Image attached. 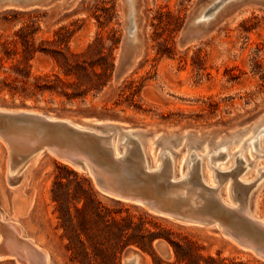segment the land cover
Returning <instances> with one entry per match:
<instances>
[{"label":"rangeland","instance_id":"rangeland-1","mask_svg":"<svg viewBox=\"0 0 264 264\" xmlns=\"http://www.w3.org/2000/svg\"><path fill=\"white\" fill-rule=\"evenodd\" d=\"M132 2L136 55L135 40L125 48L131 26L125 0H51L27 9L0 5V43L18 45L20 51L28 45L46 49L67 45L84 53L85 60L98 61L97 71L110 75L101 91L92 90L72 102L57 93L29 95L19 83L14 97L0 92V108L26 109L81 124L88 117L112 118L142 130L144 138L135 137L155 164L159 151H169L177 176L192 159L219 200L232 206L246 201L250 212L264 221V132H260L264 130V0ZM130 58L132 64L123 65ZM29 65L33 75L58 72L55 62L40 53ZM90 78L104 80L82 72L73 80L83 89ZM130 81L133 87L121 96ZM27 84L32 87V80ZM158 134L160 140L150 145ZM117 138L113 135L115 144ZM257 138L260 154L249 146ZM219 152L229 159L213 169L211 157ZM39 155L37 160L38 155L19 161L20 172L9 175L16 162L10 160L0 137V212L4 222L17 224L23 238L44 250L48 264H124V252L130 248L139 254V264H153L149 252L126 241L162 232L189 244L193 254L264 264V257L238 245L219 223L183 225L133 203L115 201L98 192L89 172L47 151ZM242 162L248 164L246 169ZM81 178L90 182L91 191ZM216 217L227 225L238 221ZM157 240L166 242L154 239L153 255L173 262L170 246L166 259L155 248ZM0 264L19 263L5 257Z\"/></svg>","mask_w":264,"mask_h":264},{"label":"water","instance_id":"water-1","mask_svg":"<svg viewBox=\"0 0 264 264\" xmlns=\"http://www.w3.org/2000/svg\"><path fill=\"white\" fill-rule=\"evenodd\" d=\"M0 5L18 9L38 6L32 0H0ZM131 60V58L126 60L123 65L127 66ZM39 115V119L48 126L52 136L56 133L55 139L52 140L54 144H57L58 138L63 143L61 147L58 144L53 148L54 155L79 171L89 172L101 195L115 201L133 203L154 215L171 219L183 225L204 227L219 223L224 232L238 245L251 249L264 257V228L258 223L251 224L246 220L244 223L240 221L243 225L237 226L241 231V234L238 233L236 226L220 222L216 217L217 214L209 206H189L188 198L184 196V191L178 181L179 172L175 176L172 164L167 162L155 164L151 154L149 157L145 153L142 143V149H139L137 145H132L129 150L123 151L120 146L118 155L115 156L100 141V137L109 135L113 137L115 134L118 136L127 132H130L132 138L135 135L144 136L142 130L129 129L123 122L112 118L88 117L81 124L66 118ZM30 116H34L32 111L26 109L0 108V117L4 119L21 120ZM161 137L162 135H159L158 140ZM28 159L30 158H22V162ZM189 193L194 195L191 191ZM242 229L248 230V233ZM240 240L248 241L252 246L248 247ZM167 246L168 244L164 241L157 240L155 242L156 250L166 259L170 254L169 246ZM138 256L137 251L131 248L125 250L124 264H135V259Z\"/></svg>","mask_w":264,"mask_h":264},{"label":"bare ground","instance_id":"bare-ground-1","mask_svg":"<svg viewBox=\"0 0 264 264\" xmlns=\"http://www.w3.org/2000/svg\"><path fill=\"white\" fill-rule=\"evenodd\" d=\"M125 1L128 4V16L131 19L129 37L128 40H125V48L126 50H128V45L132 44V42L135 40L136 42L132 44L134 51L132 54L136 55V53L138 52L137 51L138 45H136L138 41L136 37V21H135V14L132 4L133 2L132 0H125ZM32 2L37 3L38 6H44L49 2H51V0H32ZM200 18L201 20L205 18V14L204 15L202 14ZM131 64H132V60L130 61V63L127 64V66L129 67ZM32 115L34 116H30L28 118H24L21 120L11 119V118L4 119L0 117V137L2 138L5 145L8 147L9 155L12 157V158L10 157V160L12 161L13 159V161L16 162V164L15 165L13 164V166H11V169L8 171L9 175H13V174L17 175L20 172L18 168L19 166L18 164L20 163L19 161L22 160L21 158H31V157L35 158L38 155L37 158L35 159L37 160L40 157L39 154H41L44 149H45L44 151H47L54 155L53 148L58 144H59L58 146L61 147L63 144L59 138L56 140L57 144H54L52 140L55 139L54 136H56V133L54 136H52V134L49 132L48 126L41 119H39L40 115L37 112L32 111ZM260 132L263 133L264 130H261ZM117 137L118 138L116 139V144H115V140L110 135L106 137H100L101 143L106 147H108L110 153L112 152L115 156L118 155V149L120 146L123 149V151L129 150V148L132 145H137L139 149H142L141 148L142 141H140L138 137L144 138L143 135H138V137L134 136V138H132L130 132H127L123 135H118ZM154 138L155 139L151 141L150 145H153L154 142L159 139V135H155ZM164 142H166L165 145H167L168 139L165 138ZM259 142L260 141H258L257 138L256 140L251 141L249 146H251L252 150L257 151V153L260 154L263 151H261V148L259 149ZM180 143L183 144V142ZM194 157H196L197 159V157L199 156L195 153L193 154V158ZM212 159H214L215 161V163L211 164L214 169L217 166L222 165L226 161V159L229 158H227V155L225 153L219 152L217 155L211 157V160ZM183 160L184 158L181 159V161ZM219 161L220 163H218ZM158 162L159 163L167 162L169 164H172L173 158L171 153L169 151L166 152L163 151L162 153H160L159 151L157 155V163ZM242 164L244 169H246L248 164H246V162H242ZM179 170H180V174L178 176V181L180 182L181 188L184 191L183 193L184 196L188 198L189 206L191 207L209 206L218 216L220 215L229 216L230 218L236 219L243 223L245 220L251 224L258 223L261 227L264 228V221L256 218L250 212L246 201H242L240 204H237L236 206H232L230 203L228 205L222 202L221 200H219L216 193L213 192V189L208 187L205 181L201 178L200 173L196 171L195 164L193 163L192 159L190 163L187 165L186 170L184 169L182 170V168H180ZM211 180L212 179H210L209 182H211ZM253 188H255V186ZM189 191L193 192L194 195H191ZM232 197L234 198V196ZM238 221L235 222L234 225L232 226H236L237 228L236 231L241 234V231L237 226L242 223ZM240 242H242L245 245H248V247L252 246V244L248 241L240 240ZM5 257L13 258L17 260L19 264H48L47 256L44 250H42L39 246H37L33 241L23 238L21 236V228L17 224L11 222H4L2 218V214L0 212V258H5ZM139 263H140V257L138 256L135 259V264H139Z\"/></svg>","mask_w":264,"mask_h":264},{"label":"trees","instance_id":"trees-1","mask_svg":"<svg viewBox=\"0 0 264 264\" xmlns=\"http://www.w3.org/2000/svg\"><path fill=\"white\" fill-rule=\"evenodd\" d=\"M10 44L11 43L7 41L0 43V92L6 90L12 97L19 92L18 84L22 83V91L29 95H34L37 92L57 93L64 96L69 102H72L76 99H84L92 90L96 92L101 91L110 79L109 73L107 75L104 70L103 72L97 71V66H100L98 61L85 60L84 53L73 52L67 45H57V47L50 49L35 48L33 45H28L27 48L20 51L18 45ZM36 53L49 56L58 67V72L51 75H33L30 70L31 66L29 62L34 58ZM81 72L85 77L91 76L97 79L104 77V80L93 82L90 78L87 81L89 84L81 89L76 86L77 84L75 80H73L78 79ZM20 78H22V80ZM30 80H32V87L27 84ZM133 84L134 82L132 81L125 83L121 89V96L125 94V89H130L133 87ZM69 89L71 90L70 93L67 91ZM127 98L128 97H126V100ZM72 174L77 177L76 173L72 172ZM81 179L86 189L91 191L90 182L85 178ZM57 208L60 211V217L64 216L65 213L63 212L61 204H59ZM75 211L78 212L81 210L75 208ZM156 238H161L168 243L174 255L173 262L165 263L160 258L153 255L151 246L152 241ZM129 243L134 244L143 252H149L152 256L153 264H201V262H203L202 264H244L224 258H215L212 256L204 257L200 253L193 254L189 244L182 245L165 232L161 234L148 233L141 238V241L128 239L126 245Z\"/></svg>","mask_w":264,"mask_h":264}]
</instances>
